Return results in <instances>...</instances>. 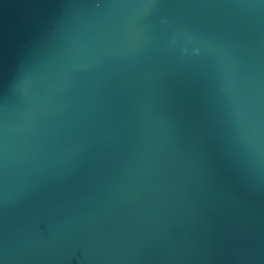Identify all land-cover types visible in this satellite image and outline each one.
<instances>
[{
	"label": "water",
	"instance_id": "95a60500",
	"mask_svg": "<svg viewBox=\"0 0 264 264\" xmlns=\"http://www.w3.org/2000/svg\"><path fill=\"white\" fill-rule=\"evenodd\" d=\"M0 264H264V0H0Z\"/></svg>",
	"mask_w": 264,
	"mask_h": 264
}]
</instances>
